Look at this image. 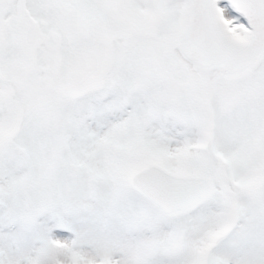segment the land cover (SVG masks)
I'll return each instance as SVG.
<instances>
[{
  "label": "snow or ice",
  "instance_id": "6c2138e0",
  "mask_svg": "<svg viewBox=\"0 0 264 264\" xmlns=\"http://www.w3.org/2000/svg\"><path fill=\"white\" fill-rule=\"evenodd\" d=\"M0 264H264V0H0Z\"/></svg>",
  "mask_w": 264,
  "mask_h": 264
}]
</instances>
